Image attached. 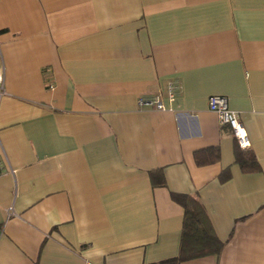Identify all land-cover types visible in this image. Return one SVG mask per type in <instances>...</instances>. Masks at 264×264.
Instances as JSON below:
<instances>
[{
	"label": "crops",
	"instance_id": "1",
	"mask_svg": "<svg viewBox=\"0 0 264 264\" xmlns=\"http://www.w3.org/2000/svg\"><path fill=\"white\" fill-rule=\"evenodd\" d=\"M0 67V264L176 261L173 196L222 244L173 264H264V0H0Z\"/></svg>",
	"mask_w": 264,
	"mask_h": 264
},
{
	"label": "trees",
	"instance_id": "2",
	"mask_svg": "<svg viewBox=\"0 0 264 264\" xmlns=\"http://www.w3.org/2000/svg\"><path fill=\"white\" fill-rule=\"evenodd\" d=\"M237 161L245 173L255 172L258 169V164L249 151L242 150L241 155L237 156ZM173 198L183 208L180 254L176 261L165 260L158 264H173L177 261L208 255L216 256L220 252L222 244L217 241L207 226V218L202 205L188 196H173Z\"/></svg>",
	"mask_w": 264,
	"mask_h": 264
},
{
	"label": "built area",
	"instance_id": "3",
	"mask_svg": "<svg viewBox=\"0 0 264 264\" xmlns=\"http://www.w3.org/2000/svg\"><path fill=\"white\" fill-rule=\"evenodd\" d=\"M177 86L169 84L167 86V97L172 100L176 94ZM5 94L4 91V71L0 67V98ZM140 106H154L157 109H163L161 102L157 98L138 100ZM207 108L213 113L221 126H226L236 142L238 148L247 150L250 148V140L243 124L239 121L237 114L229 109L227 99L223 96H209L207 99Z\"/></svg>",
	"mask_w": 264,
	"mask_h": 264
}]
</instances>
